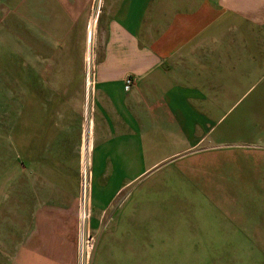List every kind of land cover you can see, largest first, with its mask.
Wrapping results in <instances>:
<instances>
[{"label": "crops", "instance_id": "obj_1", "mask_svg": "<svg viewBox=\"0 0 264 264\" xmlns=\"http://www.w3.org/2000/svg\"><path fill=\"white\" fill-rule=\"evenodd\" d=\"M95 2L22 1L31 94L8 135L12 264H75L80 167L96 236L143 215L148 187L188 180V157L229 147L231 215H264V0H100L97 15Z\"/></svg>", "mask_w": 264, "mask_h": 264}, {"label": "rangeland", "instance_id": "obj_2", "mask_svg": "<svg viewBox=\"0 0 264 264\" xmlns=\"http://www.w3.org/2000/svg\"><path fill=\"white\" fill-rule=\"evenodd\" d=\"M22 1L0 0V264H12L5 220L8 135L21 130L24 99L28 100L31 94L29 77L23 75V37L28 35L23 28ZM99 11L100 0H96L95 14ZM90 65L93 67L92 61L87 62V70ZM235 150L229 147L188 157L182 163L189 166L185 169L188 180L179 183L167 178L171 181L161 183L159 189L148 187V191L156 190L158 195L143 204V215H121L120 224H114L121 228L116 230L117 236L107 231L108 235L99 236L90 232V188L83 210L81 193L86 173L80 167V236L75 264H264V215H231L229 165ZM86 172L90 185L89 169ZM245 188L240 193L244 198ZM80 217L87 218L84 227Z\"/></svg>", "mask_w": 264, "mask_h": 264}, {"label": "built area", "instance_id": "obj_3", "mask_svg": "<svg viewBox=\"0 0 264 264\" xmlns=\"http://www.w3.org/2000/svg\"><path fill=\"white\" fill-rule=\"evenodd\" d=\"M92 69H93V67H91V65H90L89 68H88V77L91 76ZM89 79H90V81H88V83L91 84V78H89ZM133 83L134 82H133L132 77H128L126 79V81H125V91H129L131 89V87L133 86ZM88 184L89 183H88V180H87V175L85 174L84 178H83V182H82V193H81V200H82V205L81 206H82V209H86V206H85V204H86V202H85V200H86L85 194L87 196L88 187L90 188V186ZM86 219L87 218L84 219V218L80 217L82 227H84ZM81 249H83V241H82Z\"/></svg>", "mask_w": 264, "mask_h": 264}, {"label": "bare ground", "instance_id": "obj_4", "mask_svg": "<svg viewBox=\"0 0 264 264\" xmlns=\"http://www.w3.org/2000/svg\"><path fill=\"white\" fill-rule=\"evenodd\" d=\"M87 174V173H86ZM87 196H86V194H85V198H86ZM86 201V200H85ZM84 210V209H83Z\"/></svg>", "mask_w": 264, "mask_h": 264}]
</instances>
